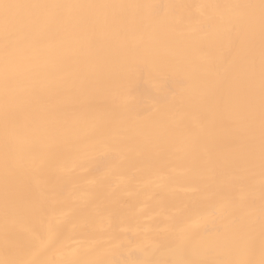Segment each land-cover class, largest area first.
I'll list each match as a JSON object with an SVG mask.
<instances>
[{"label":"bare ground","instance_id":"1","mask_svg":"<svg viewBox=\"0 0 264 264\" xmlns=\"http://www.w3.org/2000/svg\"><path fill=\"white\" fill-rule=\"evenodd\" d=\"M0 264H264V0H2Z\"/></svg>","mask_w":264,"mask_h":264},{"label":"snow or ice","instance_id":"2","mask_svg":"<svg viewBox=\"0 0 264 264\" xmlns=\"http://www.w3.org/2000/svg\"><path fill=\"white\" fill-rule=\"evenodd\" d=\"M46 7H63V5H43V4H9L4 3L2 0H0V10L3 11V23L5 26V31L7 32L8 27L11 23L10 17L8 15V12L10 9L13 8H46Z\"/></svg>","mask_w":264,"mask_h":264}]
</instances>
